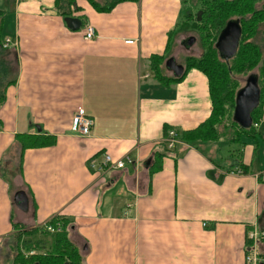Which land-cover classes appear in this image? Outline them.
I'll return each instance as SVG.
<instances>
[{
	"label": "crops",
	"instance_id": "1",
	"mask_svg": "<svg viewBox=\"0 0 264 264\" xmlns=\"http://www.w3.org/2000/svg\"><path fill=\"white\" fill-rule=\"evenodd\" d=\"M77 5L65 17L55 0H0L17 68L0 106V264L4 251L15 256L20 229L55 215L69 220L84 264H247L248 232L264 230V106L255 135L181 141L150 174L164 127L196 128L212 110L202 71L168 84L150 67L154 54L171 56L183 0H128L110 12ZM87 21L95 40L84 37ZM80 107L95 118L90 135L72 130ZM24 132L53 134L57 143L21 159L16 135ZM105 153L133 162L93 168Z\"/></svg>",
	"mask_w": 264,
	"mask_h": 264
},
{
	"label": "trees",
	"instance_id": "2",
	"mask_svg": "<svg viewBox=\"0 0 264 264\" xmlns=\"http://www.w3.org/2000/svg\"><path fill=\"white\" fill-rule=\"evenodd\" d=\"M100 12H110L120 2L128 0H88ZM136 1V0H135ZM189 1V3H188ZM72 6L80 9L77 0H55V7L60 15L71 17ZM197 8V12L194 9ZM4 10H0V106L7 100V89L17 82L15 59L11 57V49L4 47L2 30L4 27ZM239 19L242 26V36L237 54L226 59L216 47L221 30L231 21ZM79 26H73L78 28ZM264 32V0H183V10L175 30L170 32L171 38L185 31H196L203 48L201 55L189 54L184 58V72L180 76H168L167 55L154 54L150 67L154 76L164 82H178L185 73L196 68L202 71L209 80L212 99L210 116L196 128L176 130L179 143H195L199 141H240L246 135H255L256 124L263 116L264 106V48L257 40L260 30ZM171 46H169L170 48ZM15 57V56H14ZM16 58V57H15ZM170 70V69H169ZM255 74L259 78L261 99L252 112L253 123L249 127L241 126L234 119L236 95L243 86L240 77ZM233 129V133L229 132ZM165 139L171 128L164 127ZM16 140L21 145V159L28 148H42L57 143V136L47 133H19ZM169 149L164 141L161 150L155 151L149 162L150 174L162 169L164 157L176 151ZM241 172H248V166L238 164ZM21 169V168H20ZM62 229L49 231L43 224L20 229L17 234V251L13 264H84L83 254L79 246L69 236V220L61 215H55L47 224L58 225ZM20 227L19 224H15ZM251 240L247 239L249 245ZM34 251L32 254H28ZM264 256V253H262Z\"/></svg>",
	"mask_w": 264,
	"mask_h": 264
},
{
	"label": "built area",
	"instance_id": "3",
	"mask_svg": "<svg viewBox=\"0 0 264 264\" xmlns=\"http://www.w3.org/2000/svg\"><path fill=\"white\" fill-rule=\"evenodd\" d=\"M84 37L87 40H95L98 37L97 28L95 25L87 21L84 26ZM127 43H134V40H126ZM12 43L11 39L8 38L4 44L5 47H9ZM95 125V118L86 113L83 107H80L73 116L72 130L79 135H90L93 127ZM257 125V124H256ZM169 149H174L179 143L177 138V131L171 129L169 131L168 137L165 139ZM133 162L132 158H115L110 153H105L104 158L101 163H95L91 161V166L97 170H103L104 167L110 169H123L127 164ZM43 225L51 232L60 231L62 228L61 222L58 225L47 224L44 222ZM248 238L251 243L247 246L246 252V263L247 264H264V256L259 250V243L264 241V230L257 228L256 226L251 228L248 232ZM34 251H30L28 254H32Z\"/></svg>",
	"mask_w": 264,
	"mask_h": 264
},
{
	"label": "water",
	"instance_id": "4",
	"mask_svg": "<svg viewBox=\"0 0 264 264\" xmlns=\"http://www.w3.org/2000/svg\"><path fill=\"white\" fill-rule=\"evenodd\" d=\"M80 20H73V25H79ZM242 36V26L239 19L229 21L221 30L216 47L226 58H232L237 54L239 43ZM195 37L188 39L189 43H193ZM168 68L174 72L176 76H180L184 72V66L179 64L175 58L169 57L166 62ZM261 99V89L259 86V78L252 74L247 77L245 85L237 92L236 104L234 109V119L243 127H249L253 123L252 112L257 108ZM22 204L24 201L21 197L17 198Z\"/></svg>",
	"mask_w": 264,
	"mask_h": 264
},
{
	"label": "rangeland",
	"instance_id": "5",
	"mask_svg": "<svg viewBox=\"0 0 264 264\" xmlns=\"http://www.w3.org/2000/svg\"><path fill=\"white\" fill-rule=\"evenodd\" d=\"M194 12H197V8L194 9ZM262 30L263 29L260 30L257 40L261 44L262 48H264V32ZM192 36L195 37V41L193 43H189L188 39ZM169 52L171 54L170 57L175 58L179 64L183 63L184 58L189 54H193L196 56L201 55V53L203 52V48L200 44L198 33L196 31H185V32H180L176 34L173 37L172 46ZM166 70L165 72L169 71V70L167 71ZM247 77L248 76L240 77L242 85H245ZM229 132L232 134L233 129H230ZM13 257H14L13 253L11 254L9 250H6L2 254V259H3L2 261L4 264H13Z\"/></svg>",
	"mask_w": 264,
	"mask_h": 264
}]
</instances>
